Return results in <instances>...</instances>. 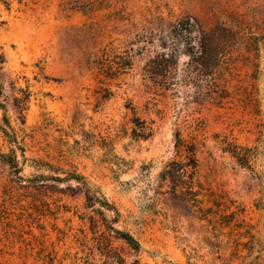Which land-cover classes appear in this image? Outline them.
I'll list each match as a JSON object with an SVG mask.
<instances>
[{"label": "rangeland", "instance_id": "374dc122", "mask_svg": "<svg viewBox=\"0 0 264 264\" xmlns=\"http://www.w3.org/2000/svg\"><path fill=\"white\" fill-rule=\"evenodd\" d=\"M185 18L225 30L203 61L222 70L199 72L195 44L165 81L159 38ZM0 58V128L23 150L0 130V264H245L264 244V0H0ZM177 135L200 204L159 184Z\"/></svg>", "mask_w": 264, "mask_h": 264}, {"label": "trees", "instance_id": "16d2710c", "mask_svg": "<svg viewBox=\"0 0 264 264\" xmlns=\"http://www.w3.org/2000/svg\"><path fill=\"white\" fill-rule=\"evenodd\" d=\"M220 35L224 36V29L218 30ZM216 33H204L200 28L199 24L196 20L192 18H185L183 20L178 21L177 23L171 25L167 30L163 31L159 38V46L162 49V53L159 54V60L161 61L157 67H153L151 74L154 76H162L164 80L167 76H171L174 74L173 65L176 64L177 55L179 51L184 50L189 57H191V63H196L195 58L193 56V50L195 48V44L198 45V50L203 52V55L199 59V65L202 74L207 75L208 77H213L216 73H220L222 70L221 66L214 64H203L205 61V57L210 58L214 56L215 52V44L220 36ZM198 35H201V38L197 41ZM190 51V52H189ZM213 53V55H212ZM209 55V56H208ZM152 60H150L151 62ZM2 62L0 58V63ZM154 62V60L152 61ZM190 71H197L198 67L191 65L188 69ZM166 81V80H165ZM168 83V82H166ZM165 87V86H164ZM28 92L22 91V97L16 99V109L21 113L24 108V102L27 100ZM206 93V92H205ZM2 95V87L0 85V96ZM205 94H203L204 96ZM211 94H209V97ZM4 117V123L6 126L8 125L7 117ZM5 138L8 139L10 143L15 145V149H19L21 156L23 157V150L16 146V140L10 138L9 134L3 128H0ZM15 149L11 150L10 155L2 156V161L8 165L14 172V174L20 173V169L18 166V162L15 155ZM175 152L178 155V159H174L166 164L163 170L159 174V184L168 183V187L170 189V193L176 197L177 191L181 192L186 196H190L194 198V201L200 204V201L197 200L198 192L194 188L197 187L195 176L197 173L198 162L196 159V147L192 144H184V142L176 136V144H175ZM231 155L236 159L237 163L242 166L248 168L247 158L240 151L230 150ZM21 179V178H18ZM65 179L52 178V181H62ZM74 180L80 181L82 185L85 187V183L83 182V178L80 176H74ZM85 196L87 201H92L93 203L99 204L101 207L105 208L108 211H113L115 214L114 222L119 217L118 212L108 204L105 200L101 202L94 195H90V191L88 189L85 190ZM156 200H158L157 196L160 195L159 190L156 192ZM185 208L191 209L192 206H184ZM198 211L201 213V217L203 219L207 218L208 209H204L199 207ZM113 234L118 236L121 240H123L128 246L134 249H138V243L128 234L123 233L114 228H108ZM245 250L247 251L246 262L245 264H264V244L256 245L252 240L247 241L243 244ZM256 251L257 255H255L251 260L247 261L252 256V253Z\"/></svg>", "mask_w": 264, "mask_h": 264}]
</instances>
